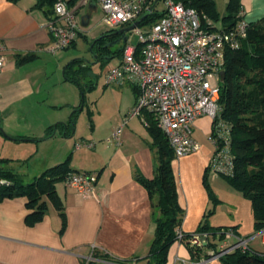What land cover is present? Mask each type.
Wrapping results in <instances>:
<instances>
[{
	"label": "crops",
	"instance_id": "1",
	"mask_svg": "<svg viewBox=\"0 0 264 264\" xmlns=\"http://www.w3.org/2000/svg\"><path fill=\"white\" fill-rule=\"evenodd\" d=\"M213 1L220 19L226 16L229 0ZM37 2L38 0H0V46L6 60V67L0 74V128L10 139L28 137L40 140L48 137V128L60 124L64 127L69 118L57 115L54 110L60 106L53 105L49 106L53 112L49 117L45 116L42 121L35 122L38 129L35 134H16L19 120L35 105H43H40L43 103L40 95L45 90L44 80H60L61 72L64 77L68 63L83 59L69 61L72 56L67 57L63 51L73 48L79 39H84L88 44L109 31L100 22L105 30L92 35L90 39L87 38V34L93 33L97 27L92 25L94 13L100 12L102 16V12L95 0L84 4L80 1L74 8L82 33L70 48L50 54L46 51L52 45L47 23L52 16V9L47 5L40 8L36 6ZM238 16L247 24L259 21L264 17V0H240ZM216 25L223 28L221 20ZM28 56H33V60L18 64L19 59ZM86 63L89 64L88 61ZM113 88L122 97L115 120L107 122V126L100 125L96 139L82 141L94 145L91 149L84 148L88 151L89 164L80 160H87L85 154L78 155L82 148H73L69 154L70 168L73 171L92 172L97 175L94 192L80 195L65 183H62V187L56 185L66 217V228L61 236V220L51 205L48 206V213L42 222L28 227L24 223L29 212L25 207L26 199L2 201L0 264H149L145 258L154 236V219L157 213L145 189L135 177L139 175L146 179L153 178L158 156L152 147L143 115L129 118L136 100L134 89L126 85ZM65 112L66 115L69 114V110ZM120 126L122 129L118 137L119 143H116L110 138V134ZM192 127L193 139L200 145L199 151L171 163L177 202L183 211L180 230L190 235L205 226L210 228L208 234L223 228L232 229L241 239L256 236L250 202L227 183L226 186L223 185L224 182L219 183L217 175L209 174L208 171L207 178H210V187L218 203L210 200L203 186V177L209 167L214 147L208 138L200 140L194 134L197 131L202 136L209 137L212 123L208 117L202 116L193 121ZM62 128H54L49 138H54ZM204 140L213 148L206 146ZM8 141L0 131V147ZM48 168L50 167L46 169ZM35 177L38 175H31L30 182ZM215 182H218L219 187H215ZM211 209L213 215H206ZM223 210L227 211L228 217L222 220L218 216ZM243 212H246V218L250 220L251 232L243 230ZM260 252L264 253V250ZM202 261L201 258L198 262L194 260L186 245L174 243L168 251L166 264H222L219 260Z\"/></svg>",
	"mask_w": 264,
	"mask_h": 264
},
{
	"label": "built area",
	"instance_id": "2",
	"mask_svg": "<svg viewBox=\"0 0 264 264\" xmlns=\"http://www.w3.org/2000/svg\"><path fill=\"white\" fill-rule=\"evenodd\" d=\"M67 1L52 0V16L47 23L52 45L46 49L50 54L70 48L82 33L76 9L70 8ZM87 1L81 0V4ZM95 1L102 12V24L116 30L132 25L155 0ZM162 6L163 15L158 20L141 26L143 21L133 30L138 35V44L134 46L126 41L119 63L106 67L104 84L108 87L126 85L137 91L129 118L151 114L173 151L174 160L199 151L200 145L193 139L192 124L198 117H208L212 123L209 141L214 147L210 171L214 175L232 176L231 126L220 118L219 74L223 70L225 51L240 47L248 24L239 21L233 29L225 30L207 20L204 27L196 10L172 0H163ZM5 67L0 46V74ZM121 129L122 126L118 127L112 134L111 139L116 143H119ZM93 146L91 142H83L74 149ZM96 181L95 173L74 172L68 175L65 184L80 195H90ZM185 235L180 228L176 229V242L204 252L208 249L207 258L202 262L218 260L236 249L249 251L248 243L256 236H260L264 246V230L249 240L237 237L232 230H221L215 236L223 241L219 252L209 246L210 234ZM231 240L234 243H229Z\"/></svg>",
	"mask_w": 264,
	"mask_h": 264
},
{
	"label": "trees",
	"instance_id": "3",
	"mask_svg": "<svg viewBox=\"0 0 264 264\" xmlns=\"http://www.w3.org/2000/svg\"><path fill=\"white\" fill-rule=\"evenodd\" d=\"M80 1L68 0L67 5L72 8ZM162 1L158 2L162 3ZM172 1L196 10L204 27L207 26V20L213 23H218L221 20L223 28L231 30L241 21L238 16L240 0H229L226 16L221 19L213 0ZM155 2L156 0L152 6ZM157 3L153 13L144 20L141 26L154 22L163 15V10L156 9ZM46 5L52 9V0H38L36 6L42 8ZM115 38L116 36H111L101 39L92 46V53L96 55V60L102 67L116 55L121 57L124 44L115 51L108 46L109 42ZM92 41L88 42L89 48ZM33 58V56L21 58L18 60V64L30 62ZM91 65V63L86 65L83 60H76L65 66L64 79L76 85L82 100L85 91L91 90L95 85L89 81L87 87L84 88L80 83L87 71L90 70ZM223 70L225 76L223 83H219L218 104L221 108L220 118L231 126L230 153L233 174L221 177L226 180L230 188L250 202L253 229L258 233L264 230V17L255 23L248 24L246 37L241 40L237 50L227 49L225 51ZM134 94L136 97V90H134ZM83 101L82 103H84ZM80 111V109L74 110L63 128L62 124L48 128L47 136H51L54 128H58V126L64 131L65 137L69 132L73 134L75 118ZM143 117L146 121L147 132L152 140V147L158 156V165L153 178L146 179L139 175L135 177L136 181L145 189L152 207L157 213L154 219V236L145 259L149 264H166L168 251L176 241V229L180 227L183 211L177 202L176 184L171 167L174 160L173 151L158 129L153 116L143 113ZM65 130L67 131L65 132ZM10 161V159L0 158V203L5 199L25 198V207L29 212L24 218V223L28 227L42 222L48 213V206L51 205L61 220L59 229L61 236L66 228V217L63 203L56 191V185L65 183L68 175L75 172L70 168L71 155H68L62 163L44 170L42 174L28 183L22 182L18 175L6 167ZM209 170L208 167L204 173L203 186L210 200L217 204L218 200L214 197L207 182ZM209 230L210 228L202 226L199 232L209 233ZM221 230L227 229L220 228L213 231L211 235L216 236ZM185 237H189V235H185ZM209 246L214 248V245L210 244ZM188 249L192 258L197 262L200 261V258L202 260L207 258L204 250L198 252L197 249L190 247ZM218 260L222 264H264V253L253 251L251 248L245 252L236 249L221 256Z\"/></svg>",
	"mask_w": 264,
	"mask_h": 264
},
{
	"label": "rangeland",
	"instance_id": "4",
	"mask_svg": "<svg viewBox=\"0 0 264 264\" xmlns=\"http://www.w3.org/2000/svg\"><path fill=\"white\" fill-rule=\"evenodd\" d=\"M162 7V3L158 2L156 9L162 10ZM80 18L81 15H79V19ZM101 19L102 16L100 12L94 13L92 25H96L97 27L95 28L93 33L87 34L88 39H90L92 35L105 30V27L100 24ZM127 39V42L130 45L136 46L138 44V35L134 31L128 33ZM119 46H121V44H115L111 47V49L115 51ZM63 54L67 55V57L72 56V59H70L69 61L76 58H83L84 60L91 63L92 65L90 66V70L87 71V74L85 75V77H83L80 83L84 86V88L87 87L86 85L89 81H91L95 85L91 90L85 91L83 101L76 85L74 83L66 81L62 75V72L60 75V80L58 81L46 79L43 82L45 90H42V93L40 95V99H43V103H40V105H43L41 107L35 105V107L31 108V110L26 113L27 115L22 119L23 121L20 119L18 122L19 128L16 133L17 135L21 136L25 135L26 133L35 134V132L38 131L35 122H40L44 119L45 116L49 117L53 113L49 106H60L57 107V109L54 111H56V114L58 113L57 115L66 119L71 117L74 110L80 109L81 111L76 115L75 118L74 133L72 134L71 132H69L67 137L64 136L63 130L58 131L54 138L43 137V139L35 140L28 137H21V140L25 141H38L36 143H27L25 141L23 142L21 140H17L16 138L10 139L0 128L3 136L9 139L7 144L0 147V156L11 160L6 165V167L13 173L18 175L21 178V181L24 183L30 182L31 179L29 178L31 177V175L37 174L39 176L47 167L54 166L53 164L55 163H62L67 155H69L71 151H73V148H75V144H82V141L92 138L96 139L99 133V126L102 125L104 127L108 125L107 122L114 121L116 115L120 110L119 106L122 102V97L116 89H114L113 87L105 86L104 84V72L106 70V67H113L117 65L120 60L119 55L111 58L108 61L107 65L102 67L98 62H96V59L89 51V45L84 39H79L75 43L73 48L63 51ZM69 61H67V63ZM82 101L84 103H82ZM67 110H69V114L66 115L65 111ZM95 133L97 134L94 135ZM194 135L200 140L207 138L209 139L210 137L204 135L202 136L197 131H195ZM110 136L109 137L112 138L111 134ZM204 142L206 146L209 145V148H213L207 140H204ZM85 149L82 148L78 155L85 154L87 160L81 158L80 156H78V158H81L80 160L82 163L89 164V155H87L88 151L86 152ZM211 173L212 172L209 170V174ZM217 177L219 183L223 184L224 182L225 184L223 185H227V182L224 178L219 175H217ZM209 179L210 178L208 177L207 182L210 186L211 184ZM218 182H215V187H219ZM58 187H62V183H60ZM206 215L212 216L213 209L208 211ZM225 217H228V214L226 210H223L218 218L223 220L225 219ZM242 220L243 230L250 231V220L246 218V212L242 213ZM250 238H253V236L249 238L247 237V239H245L249 240ZM233 241L234 240H231L229 243L232 244L234 243ZM208 242L211 245H214V248L217 252H219L220 246L223 245V241L218 240L215 236L212 235L209 236ZM174 243L177 242L175 241ZM248 244L249 248H251L253 251L260 252L264 250V246H262L260 243V236H256L255 238L251 239ZM207 250L208 249L205 248V252ZM196 251L202 252L201 249H197Z\"/></svg>",
	"mask_w": 264,
	"mask_h": 264
},
{
	"label": "water",
	"instance_id": "5",
	"mask_svg": "<svg viewBox=\"0 0 264 264\" xmlns=\"http://www.w3.org/2000/svg\"><path fill=\"white\" fill-rule=\"evenodd\" d=\"M159 0H156V2L154 3L153 6H151L137 21H135L132 25L130 26H127L126 28L124 29H120V30H116V31H111L110 33H104L102 35H100L99 37H97L96 39H94L92 41V44L89 48V51L92 53V46L99 40L101 39H105V38H108V37H111V36H120V40L119 41H122L123 43H126L127 41V34L132 32L138 25H140L148 16L151 15V12L152 10L154 9L155 7V4L158 2ZM118 41H115L113 43H109L108 46L109 47H112L114 46L115 44H117ZM92 55L94 56V58L96 59V55L92 53ZM80 60H83L85 63L86 61L84 59H80ZM97 62V60H96ZM87 64V63H86ZM90 64V63H89ZM88 65V64H87ZM220 76V80L219 82L220 83H223L224 81V76H225V71L222 70L219 74ZM72 129H74V126H72ZM73 133H74V130H73Z\"/></svg>",
	"mask_w": 264,
	"mask_h": 264
},
{
	"label": "flooded vegetation",
	"instance_id": "6",
	"mask_svg": "<svg viewBox=\"0 0 264 264\" xmlns=\"http://www.w3.org/2000/svg\"><path fill=\"white\" fill-rule=\"evenodd\" d=\"M124 28H126V27H122V28H120V29H124ZM120 29H116V30H120ZM116 30H112V31H116ZM120 40V36H116V38L115 39H113V40H111L109 43H113V42H115V41H118V43L117 44H125V43H123L122 41H119Z\"/></svg>",
	"mask_w": 264,
	"mask_h": 264
}]
</instances>
